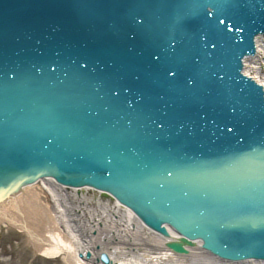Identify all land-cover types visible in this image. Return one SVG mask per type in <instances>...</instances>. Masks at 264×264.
I'll list each match as a JSON object with an SVG mask.
<instances>
[{
    "label": "water",
    "instance_id": "obj_1",
    "mask_svg": "<svg viewBox=\"0 0 264 264\" xmlns=\"http://www.w3.org/2000/svg\"><path fill=\"white\" fill-rule=\"evenodd\" d=\"M256 36L264 0H0V198L54 176L181 246L264 259Z\"/></svg>",
    "mask_w": 264,
    "mask_h": 264
},
{
    "label": "bare ground",
    "instance_id": "obj_2",
    "mask_svg": "<svg viewBox=\"0 0 264 264\" xmlns=\"http://www.w3.org/2000/svg\"><path fill=\"white\" fill-rule=\"evenodd\" d=\"M254 41L255 54L244 57L243 74L264 90V36ZM38 184L56 201L62 225L48 218L46 226L26 219L24 208L33 209ZM0 221L27 232L40 253L51 259L62 256L65 264H264V259L252 257L220 258L205 249L201 240L181 246L182 235L167 225L166 233H160L111 193L91 186H66L48 175L6 192L0 198ZM172 244L180 250L175 251Z\"/></svg>",
    "mask_w": 264,
    "mask_h": 264
},
{
    "label": "rangeland",
    "instance_id": "obj_3",
    "mask_svg": "<svg viewBox=\"0 0 264 264\" xmlns=\"http://www.w3.org/2000/svg\"><path fill=\"white\" fill-rule=\"evenodd\" d=\"M257 77L262 80L261 75ZM34 189L36 193L32 202L33 209L28 212L24 208L26 219L35 220L36 223L42 222L46 226L48 218V220L52 219L54 223L62 225L59 209L51 194L43 188L42 184L36 185ZM30 239L31 236L27 232H22L18 227L8 226L0 221V264H65L62 256L52 259L45 257Z\"/></svg>",
    "mask_w": 264,
    "mask_h": 264
}]
</instances>
